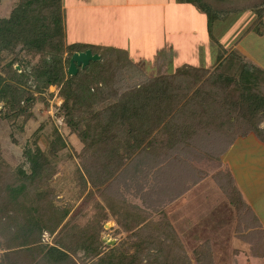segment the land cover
<instances>
[{
	"label": "rangeland",
	"instance_id": "374dc122",
	"mask_svg": "<svg viewBox=\"0 0 264 264\" xmlns=\"http://www.w3.org/2000/svg\"><path fill=\"white\" fill-rule=\"evenodd\" d=\"M19 1L0 0V19L9 18ZM192 1L199 4V0ZM203 1L212 13L218 14L240 7L247 12L245 20L250 16L248 22L264 11V0ZM155 2H158H153L158 7L166 3L168 7L163 9L167 11L173 4L171 0ZM168 19H163L164 25L168 24ZM185 26L192 35L198 36L199 43L202 39L200 35L205 34L206 28H197L191 22ZM116 27L121 25L116 23ZM119 36L114 34L111 39L115 42L104 43L108 48H100L101 44L98 49L91 47L95 54L99 52L103 57L102 68L90 74L95 78L91 90L94 108L106 112L131 92L144 89L151 92L155 84L163 79L164 86L172 85L167 94L173 97H168L163 105L162 127L170 128L169 125L164 126L165 120L176 112L178 118L172 125L180 130L179 139L183 142L177 148L170 147L168 143L163 151L150 150L151 153L146 156H134L121 163L114 151L117 147L114 142L110 137L107 140L100 136L107 125L106 115L101 123L95 124L91 139L96 143L89 153H85L84 143L72 133L60 113L63 99L60 88L56 86H51L42 94H35L36 102L31 110L33 117L28 121L23 118L9 121L3 119L0 113L1 154L12 169L24 165L23 153L27 145L34 148L37 144L46 154L53 151L52 142L57 149L55 157L50 155L55 171L39 187L46 192V200L40 206L42 213L46 214V217L43 216L44 223L50 228L63 214L67 215L55 232L43 233L41 244L47 248L61 243L76 246L82 241L91 243L94 239L95 248L100 241L107 247L105 252L109 247H118L119 252L132 255L136 254L135 242L159 244L162 241L161 264H238V253L234 256L231 240L239 238L248 242L247 234L253 232L254 227L238 224L246 222L248 216L244 207H240L242 201L235 205L229 197L232 193H227L231 189L229 177L235 186L237 184L223 158L238 140L256 137L264 142V121L248 119L246 123L237 117L230 121L229 115L235 111L224 101L230 95L229 89H221L215 78L219 74L238 76L245 63L241 61L242 67L231 71L217 69L210 73L189 68L173 72L177 65L175 61L167 64L168 60L200 58V52L193 50L191 43L185 42L184 50H177L163 34H153L152 41L146 35L145 44L138 40L120 42L117 39ZM122 36L130 39V34ZM138 44L143 53L139 55V50L133 48L135 55H128L129 47ZM152 52L155 55L152 56ZM64 57L67 59L68 54L65 53ZM26 59L34 65L39 57L27 56ZM16 69L20 70V67L16 66ZM0 110H4L3 103H0ZM114 121L112 136L123 140L121 128L126 133L128 124ZM98 125L99 131L96 129ZM223 125L225 132L213 133L215 127ZM180 128L186 133H182ZM165 136L170 138L169 132L164 131V143L167 142ZM99 138L108 144L102 145ZM249 153L246 160L244 156H233L232 161L247 164L253 159L251 151ZM260 161L261 158L259 165ZM237 170L241 181L243 178H247L243 182L250 180L252 174L248 168ZM31 201L34 198L29 203ZM0 226L4 229L2 223ZM3 253L0 247V257ZM143 255V263H146L150 255ZM83 258L81 250L74 255L76 264H83Z\"/></svg>",
	"mask_w": 264,
	"mask_h": 264
},
{
	"label": "trees",
	"instance_id": "16d2710c",
	"mask_svg": "<svg viewBox=\"0 0 264 264\" xmlns=\"http://www.w3.org/2000/svg\"><path fill=\"white\" fill-rule=\"evenodd\" d=\"M203 2L199 0L198 6L209 12L205 6L207 4ZM61 7L62 0H20L9 18L0 19V103L4 105L0 113L3 119L16 121L23 118L28 121L33 117L31 110L36 102L35 94H42L51 86H56L60 88L63 99L60 113L72 133L77 134L84 143L85 153H89L96 143L91 139L95 124L101 123L106 115L107 125L100 136L107 140L110 137L114 142L117 146L114 151L121 163L134 156H146L151 153L150 150H164L168 143L170 147H180L183 142L179 139L180 130L172 125L178 118L176 112L165 120L164 126L169 125L170 128L162 127L163 105L168 97H173L167 94L172 85L164 86L163 79L155 84L151 92L147 89L131 92L108 111H96L91 96L95 78L90 74L102 68V54L98 53L101 57L99 61L91 62L85 69L79 68L75 76L68 75L72 55L86 51L89 47L65 44ZM263 12L259 13L258 28L262 25ZM65 53L68 54L67 59ZM27 56L39 57V60L32 65L26 59ZM215 82L221 89H229L230 95L224 101L235 111H231L230 121L236 117L246 123L248 119L264 121V71L244 64L238 76L219 74ZM166 112L169 113L168 108ZM113 121L128 124L126 133L121 128L123 140L112 136ZM99 128L98 125L97 131ZM224 128L218 126L212 131L221 133L225 132ZM162 129L169 132L170 138L165 136L166 143L163 141ZM182 133L186 131L183 129ZM106 142L101 140L102 145L108 144ZM52 147L51 154H46L37 144L34 148L27 145L23 153L25 163L16 169L4 161L0 148V223L4 225V229L0 226V247L4 250L0 264H76L74 255H78L79 250L84 252L85 258L81 259L83 264H161L162 241L159 244L151 241L135 242L136 254L132 255L119 252L118 247H109L105 252L107 247L100 241L95 248L94 239L91 243L82 241L76 246L61 243L47 248L41 244L43 233L55 232L67 215L63 214L50 228L44 223L43 216L46 217V214L42 213L40 206L46 200V192L39 187L55 171L52 157L57 155V149L53 142ZM229 183L230 192L226 187L225 190L228 194L232 193V196L229 194L232 202L236 205L241 200L243 204L233 180ZM32 198L34 201L29 203ZM152 251L156 254H152ZM144 253L151 256H148L146 263H143ZM25 257L26 260L23 259Z\"/></svg>",
	"mask_w": 264,
	"mask_h": 264
},
{
	"label": "crops",
	"instance_id": "0c3cea01",
	"mask_svg": "<svg viewBox=\"0 0 264 264\" xmlns=\"http://www.w3.org/2000/svg\"><path fill=\"white\" fill-rule=\"evenodd\" d=\"M155 1L167 2V0H62L65 44L85 45L90 50L98 49L97 46L101 44L100 48L105 49L108 47L104 43L115 42L111 39L114 34L120 35L117 38L120 42L138 40L144 44L146 35L152 41L153 34H163L168 37V42L173 44L174 49L184 50L185 42H188L191 43L193 50L197 49L200 52V58L168 60L167 64L175 61L177 65L173 72L189 68L210 73L219 68L231 71L242 67L241 61L264 71V15L261 19L262 25L258 28L259 14L257 18L253 16L252 21L248 22L250 16L245 20L247 12L240 7L218 14L212 13L211 10L205 12L192 0L190 2L171 0L173 4H170V10L167 11L163 9L168 7L166 3L158 7L159 5L154 4L158 3ZM165 17H169L167 25L163 22ZM189 22L197 28H206L205 34L200 35L202 39H199V43L198 36L192 35L185 26ZM116 23L121 27H116ZM91 26L93 28L87 30ZM111 33L113 35H110ZM124 33L130 34V39L123 37ZM176 35H179L178 39L173 38ZM133 48L139 50V55L143 53L141 45L138 44L129 47L128 55H135ZM151 54L155 55L154 52ZM250 151L253 159L247 161V164H235L232 161L233 156H244L246 160ZM224 156L223 161L229 165L237 184L235 187L244 201L240 207H244L246 217L248 216L246 222L249 224L244 221L238 224L254 227L252 229L254 231L247 234L248 242L233 238L230 247H234V256L238 253V264H264V142L256 137L238 140ZM239 168H248L252 174L250 180L243 182L247 179L243 178L241 181L237 170Z\"/></svg>",
	"mask_w": 264,
	"mask_h": 264
},
{
	"label": "water",
	"instance_id": "95a60500",
	"mask_svg": "<svg viewBox=\"0 0 264 264\" xmlns=\"http://www.w3.org/2000/svg\"><path fill=\"white\" fill-rule=\"evenodd\" d=\"M100 59L101 57L98 54L93 53L90 49L83 52H76L70 59L68 75L75 76L78 73L79 68L85 69L91 62H97Z\"/></svg>",
	"mask_w": 264,
	"mask_h": 264
}]
</instances>
